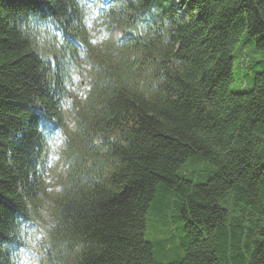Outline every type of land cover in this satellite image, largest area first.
<instances>
[{
  "label": "trees",
  "instance_id": "16d2710c",
  "mask_svg": "<svg viewBox=\"0 0 264 264\" xmlns=\"http://www.w3.org/2000/svg\"><path fill=\"white\" fill-rule=\"evenodd\" d=\"M93 15L110 33L99 44ZM243 34L264 50V0H0V264L43 210L77 68L90 91L47 264H164L148 214L166 227L162 250L176 244L167 264H264V71L251 68L264 62L247 50L251 88L229 90Z\"/></svg>",
  "mask_w": 264,
  "mask_h": 264
},
{
  "label": "rangeland",
  "instance_id": "374dc122",
  "mask_svg": "<svg viewBox=\"0 0 264 264\" xmlns=\"http://www.w3.org/2000/svg\"><path fill=\"white\" fill-rule=\"evenodd\" d=\"M178 2V0H173ZM181 15V14H180ZM95 17L89 19V28L93 35L95 44L102 43L110 37V33L104 30V26L100 22L94 20ZM112 38L118 39L119 33L112 31ZM261 37H253L246 39V35L241 37V45L237 46L233 53V83L230 85V92L238 93L244 92L251 88V83L242 84L241 70L244 67H249L252 62V55L245 54L247 50L251 51L256 59L264 62V50L257 49L256 42ZM242 46V47H241ZM244 48V53L240 51ZM252 72L254 74L264 71L263 66L251 64ZM84 70L75 75L73 83L70 86L69 96L71 98L64 101L63 104V131L57 134L50 144L44 168V189L45 200L43 212L39 220L35 222V226L25 238V251L21 254L20 264H45L46 257L44 256V247H47L49 241V232L54 220V209L52 201L56 197L59 187L64 180L66 166L63 160L64 141L70 137L74 131V116L75 111L83 104V99L88 90L87 79L85 78ZM246 83V82H245ZM51 142V141H50ZM49 142V143H50ZM166 227L157 222L152 221L150 215L146 218V230L144 240L153 246L154 259L160 263H170L178 259V253L173 251L176 244H170L166 251L161 248L162 243L167 242ZM170 240V239H169ZM171 242V241H170Z\"/></svg>",
  "mask_w": 264,
  "mask_h": 264
}]
</instances>
